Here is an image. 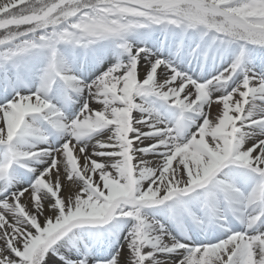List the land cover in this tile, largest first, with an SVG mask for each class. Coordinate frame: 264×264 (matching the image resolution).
I'll use <instances>...</instances> for the list:
<instances>
[{"label": "snow or ice", "instance_id": "6c2138e0", "mask_svg": "<svg viewBox=\"0 0 264 264\" xmlns=\"http://www.w3.org/2000/svg\"><path fill=\"white\" fill-rule=\"evenodd\" d=\"M0 264H264V0H0Z\"/></svg>", "mask_w": 264, "mask_h": 264}]
</instances>
